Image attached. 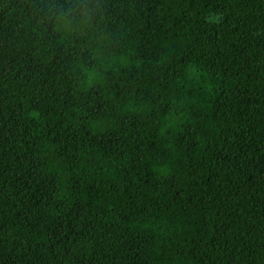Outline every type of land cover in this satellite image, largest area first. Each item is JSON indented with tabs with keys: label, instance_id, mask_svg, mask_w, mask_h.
Returning <instances> with one entry per match:
<instances>
[{
	"label": "trees",
	"instance_id": "1",
	"mask_svg": "<svg viewBox=\"0 0 264 264\" xmlns=\"http://www.w3.org/2000/svg\"><path fill=\"white\" fill-rule=\"evenodd\" d=\"M0 264H264V0H0Z\"/></svg>",
	"mask_w": 264,
	"mask_h": 264
}]
</instances>
